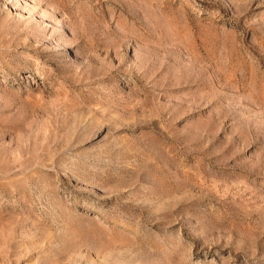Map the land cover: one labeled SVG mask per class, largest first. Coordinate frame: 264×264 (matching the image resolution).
I'll return each instance as SVG.
<instances>
[{
  "label": "rangeland",
  "instance_id": "rangeland-1",
  "mask_svg": "<svg viewBox=\"0 0 264 264\" xmlns=\"http://www.w3.org/2000/svg\"><path fill=\"white\" fill-rule=\"evenodd\" d=\"M0 264H264V0H0Z\"/></svg>",
  "mask_w": 264,
  "mask_h": 264
}]
</instances>
